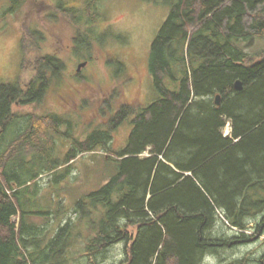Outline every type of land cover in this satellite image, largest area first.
<instances>
[{
  "label": "trees",
  "instance_id": "obj_1",
  "mask_svg": "<svg viewBox=\"0 0 264 264\" xmlns=\"http://www.w3.org/2000/svg\"><path fill=\"white\" fill-rule=\"evenodd\" d=\"M9 1L3 15L15 14L28 0ZM154 1L172 7L149 57L158 99L117 110L106 102L101 110L114 114L110 123L84 140L73 136V122L65 116L20 118L14 111V105L40 104L67 76L58 53L42 54L44 30L25 28L21 72L32 77L24 85L17 80L0 86V264H106L118 244H125L128 255L121 264H205L208 255L264 235V52L258 61L241 47L264 37V0ZM54 10L76 28L73 51L88 65L93 55L82 56L77 46L101 44L89 22L91 9L87 21L81 10ZM236 81L242 90L235 89ZM128 120V145L115 149L114 133ZM228 122L231 135L225 136ZM15 127L18 138L7 143ZM70 138L73 145L57 156L58 143ZM98 150L118 173L79 201L71 210L75 217L55 232L29 223L71 212L29 209L24 199L36 201L40 177L66 182L76 160ZM221 221L254 235L217 238ZM250 262L264 264V255Z\"/></svg>",
  "mask_w": 264,
  "mask_h": 264
},
{
  "label": "rangeland",
  "instance_id": "obj_2",
  "mask_svg": "<svg viewBox=\"0 0 264 264\" xmlns=\"http://www.w3.org/2000/svg\"><path fill=\"white\" fill-rule=\"evenodd\" d=\"M168 3L154 0H28L15 14L3 15L11 2L0 0V86L16 83L17 80L24 85L32 77L29 72L23 74L21 72L23 60L21 42L27 27L39 26L44 30L48 39L42 44V54L58 53L67 63V76L48 91L43 102L28 106L14 105V111L20 118L29 114L65 116L73 122L75 130L73 136L84 140L94 129L108 126L110 123L114 114L106 111L103 115L101 110L106 102H110L115 110L122 104L139 108L154 103L158 99V92L149 72V57L152 45L170 15L172 7ZM58 5L83 11L84 21L88 20V9H91L89 22L91 27H95L94 31L101 40V44L92 41L90 43L92 49L77 46L81 55L87 54L84 56L88 57V54H91L94 57L93 61L82 68L79 78L76 77L77 71L85 60L77 57L73 51L76 28L54 12L55 6ZM48 11L56 13L57 17L49 18ZM241 47L254 60L259 61V56L264 52V37H258L252 43H242ZM30 56L34 58L35 54L32 53ZM18 120L17 125L21 126L23 118ZM132 130L130 120L116 130L115 149H123L128 145ZM224 134L231 135L230 124L224 129ZM17 136L16 127L12 128L6 142L11 143L18 138ZM72 145L71 138L64 145L59 142L57 156H63ZM105 158L102 150L83 154L73 164L66 182H58L48 174L41 176L40 195L34 202L28 195V201L24 199V202L31 204L29 207L31 211L51 208L55 214L73 210L79 201L101 189L118 173V168L108 163ZM27 194L29 193L25 195ZM70 217H75L73 211L60 217L52 215L48 220L32 219L29 223L37 222L45 226L46 230L51 229V232H55L59 225ZM223 222H219L214 230L217 238L232 239L240 232L254 235L252 229L242 231ZM253 226L254 223L249 225ZM133 234L136 235L137 231L133 230ZM82 245L72 249L73 253L77 254L80 251L78 247ZM263 255L264 235L254 243L219 250L216 254L208 255L205 264L233 263L238 260L251 264V260L259 259ZM127 257L125 244H118L107 254L106 264H121ZM80 263L83 262H71Z\"/></svg>",
  "mask_w": 264,
  "mask_h": 264
},
{
  "label": "water",
  "instance_id": "obj_3",
  "mask_svg": "<svg viewBox=\"0 0 264 264\" xmlns=\"http://www.w3.org/2000/svg\"><path fill=\"white\" fill-rule=\"evenodd\" d=\"M87 66V63H82L80 66H79V69L78 70H81L82 68L86 67ZM235 89L240 91L242 90V82L241 81H236L235 83ZM220 101H221V96H217L216 97V104L219 106L220 105Z\"/></svg>",
  "mask_w": 264,
  "mask_h": 264
},
{
  "label": "bare ground",
  "instance_id": "obj_4",
  "mask_svg": "<svg viewBox=\"0 0 264 264\" xmlns=\"http://www.w3.org/2000/svg\"><path fill=\"white\" fill-rule=\"evenodd\" d=\"M229 124H230V122H228L226 126H228ZM230 125H231V124H230ZM70 168H71V167H70ZM187 175H189V174H187Z\"/></svg>",
  "mask_w": 264,
  "mask_h": 264
}]
</instances>
